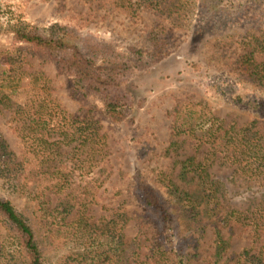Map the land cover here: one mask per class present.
I'll list each match as a JSON object with an SVG mask.
<instances>
[{
	"label": "trees",
	"instance_id": "obj_1",
	"mask_svg": "<svg viewBox=\"0 0 264 264\" xmlns=\"http://www.w3.org/2000/svg\"><path fill=\"white\" fill-rule=\"evenodd\" d=\"M25 1L0 0V37L15 35L0 79V110L8 112L23 147L17 153L0 132V222L7 232L0 238V264H199L209 228L214 250L204 258L212 264H264V3L85 0L104 18L121 16L131 25L145 13L158 17L120 41L90 30L87 13L44 27L30 24ZM174 29L210 35L219 48L235 46L230 70L211 86L218 101L251 117H222L207 102L178 100L169 111L172 170L156 167L153 177L136 171L129 199L97 217L93 207L106 192L110 155L103 121H135L146 102L136 78L171 56L178 43ZM30 59L54 64L70 80L79 112L58 100L49 76L30 70ZM34 73L42 83L26 91L23 103L4 91ZM186 144L188 156L182 154ZM215 168H233L257 196L232 205ZM130 205L145 210L134 215ZM133 220L139 232L130 235ZM235 229L251 239L238 252L232 249Z\"/></svg>",
	"mask_w": 264,
	"mask_h": 264
},
{
	"label": "rangeland",
	"instance_id": "obj_2",
	"mask_svg": "<svg viewBox=\"0 0 264 264\" xmlns=\"http://www.w3.org/2000/svg\"><path fill=\"white\" fill-rule=\"evenodd\" d=\"M19 0H16L18 2ZM229 3L239 4L242 0H226ZM248 2L249 0H244ZM263 2L264 0H259ZM30 24L41 27L52 23H64L75 13H87L91 15L92 22L89 29L100 34L101 37L112 40L126 41L130 37L140 34L144 28L143 23L158 21V17L151 13H145L143 21L137 25H131L121 16L112 15L104 18L105 12L99 10L96 5H90L85 0H26L21 4ZM174 36L178 40L177 47L169 58L151 69L139 74L136 81L140 92L145 97L144 106L134 113L135 121L120 125H113L103 121V130L108 135L110 155L108 157L107 172L103 188L105 194L93 207V213L100 217L105 215L108 209L119 200L129 199L127 186L131 182V176L138 170L143 171L149 177H153V169L160 167L164 170H172L174 155L167 154L169 145L171 117L169 111L180 99L207 102L217 114L222 117L250 118L245 110H239L218 101L216 92L213 91L212 82L215 83L216 75L230 70L229 62L232 60L235 46L219 48L213 42L210 35L187 32L185 29H174ZM15 43V35L4 34L0 37V79H5L4 71L10 61L9 53L12 52ZM124 43V42H122ZM70 57L71 52L67 51ZM192 63H198L201 67H195ZM31 71L42 70L52 80L53 94L71 113L80 110L81 103L71 93L70 80L57 74L54 64L42 66L36 59L29 60ZM14 84L5 85L4 91L12 93L13 98L21 103L25 100L26 91L29 88L39 87L42 83V75L35 74L25 77H17ZM8 112L0 110V132L8 139L11 147L20 153L22 143L12 132L6 116ZM184 155L191 154L189 144L184 146ZM184 156V158L186 157ZM217 176L223 178L228 187V198L234 206H245L253 198L254 192L248 190L243 181L233 174V168H215ZM117 191H123L116 196ZM131 213L136 215L143 213L145 209L137 205L128 206ZM152 216H155L151 212ZM128 233L134 235L139 232V227L133 220L128 226ZM6 225L0 222V238L6 236ZM233 237V251H240L250 244L251 239L247 234H241L235 229ZM213 235L211 228L202 240L200 250L203 258L199 264H212L208 258L213 253Z\"/></svg>",
	"mask_w": 264,
	"mask_h": 264
}]
</instances>
